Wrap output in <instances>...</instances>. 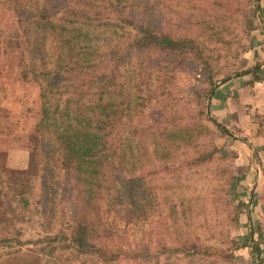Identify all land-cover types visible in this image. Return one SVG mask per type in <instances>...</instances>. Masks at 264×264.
Instances as JSON below:
<instances>
[{
  "label": "trees",
  "instance_id": "trees-1",
  "mask_svg": "<svg viewBox=\"0 0 264 264\" xmlns=\"http://www.w3.org/2000/svg\"><path fill=\"white\" fill-rule=\"evenodd\" d=\"M175 1L16 0L12 30L22 46L16 48L13 69L22 80L36 83L40 114L27 136L29 145L10 149L20 163L0 168V187L1 175L13 184L7 203L0 205V225L8 219L0 247L30 243L40 264H86V256L98 264H121L126 258L160 264L164 255L207 253L176 232V216H183L188 205L178 197L188 188L180 175L201 166L213 173L209 179L230 184L232 172L219 163L234 153H222L213 143L205 121L224 129L209 116L206 100L217 75H229L220 59L236 60L247 43L232 35L229 0L204 6L186 0L178 25L169 14ZM249 2H240L245 35L252 24ZM259 69L255 65L235 75L260 80ZM177 74L193 82L171 89ZM178 101L184 108H173ZM37 159L42 168L35 173L39 195L32 204L28 180ZM167 188L171 195L162 197ZM161 202L169 205L176 232L171 243L163 240L158 224L141 248L120 246L107 215L119 213L125 224L144 223L157 210L154 216L167 224V216L159 214ZM31 207L41 213L40 220L35 236L23 239L11 214L15 218L16 208ZM233 220L238 223L236 212ZM250 253L258 257V247Z\"/></svg>",
  "mask_w": 264,
  "mask_h": 264
},
{
  "label": "rangeland",
  "instance_id": "rangeland-1",
  "mask_svg": "<svg viewBox=\"0 0 264 264\" xmlns=\"http://www.w3.org/2000/svg\"><path fill=\"white\" fill-rule=\"evenodd\" d=\"M185 1L176 0L173 11L169 13L175 25L179 24L178 16L181 18V12L186 10ZM194 1L204 6L210 0ZM241 1L229 0L228 5L232 4V12L228 14L231 18L229 21L232 25V35L238 39L240 44L247 43L246 49L238 55L236 60L227 59L226 56L224 60L223 57L220 59L222 61L219 62H222V65L227 62L222 69L229 72V75L223 78L224 80L220 78L222 73L217 75L218 79L208 94L209 116L222 125L224 132H220L211 121H205L211 130L210 136L217 148L222 153H234L228 159L220 160L219 163L221 167L232 172L231 182L222 184L218 179H209L213 173L209 170L204 171L201 166L192 167L185 170L182 176L180 175L188 188L179 190L178 197L187 200L188 205L183 208V216H176L177 220L174 221L176 232L181 239L194 240L201 247L205 246L207 253L204 252L203 255L194 257L164 255L160 264H264V85H257L256 88V90L262 88L263 101L260 105L255 102L254 106L246 105L245 108H231L230 110L213 108L214 105L211 102L213 92L224 83L239 76H245L244 78L249 76L248 73L235 74L249 70L255 65H264V0H255L259 15L254 10L252 1L248 0L250 1L248 12L252 24L246 35L243 33V24L241 25ZM168 4L170 9L171 2ZM15 5L16 0H0V168L5 166L8 169L20 163L18 153L9 155L10 149L18 148L19 145L21 147L29 145L26 141L27 136L32 132V124L36 122L40 114L36 83L31 78L22 80L13 69V62L18 63L16 48L22 46V40L17 37L16 30H12L14 28L12 12L15 10ZM189 82H193L191 77H187L186 74H177L168 85H172L170 88L174 89L175 85L187 87L186 84ZM186 90L187 88L184 92H187ZM178 94L179 92L176 93ZM173 108L184 107L178 101ZM37 161L39 164L33 168L32 175L29 176L30 180H28L31 186L36 179L38 180L35 173L40 174L42 168V159H37ZM1 176L0 205L4 207L9 194H12L13 184L10 177ZM150 183H155L154 178ZM35 188L33 186L28 195L30 200L35 197L32 204L36 203V197L39 195ZM171 192L172 189L167 188L162 197L166 194L170 196ZM168 206L166 202H161L159 207V214L168 218L167 224L164 220H158L154 216L156 210L149 212V217L144 223L130 222L128 224L124 223L119 213L112 212L107 215L108 217L106 216L107 225L115 227L118 236L117 243L122 247L141 248L145 241L149 242L151 236L157 231L158 224L159 234L163 240L171 243V238L173 240L176 232L174 226L171 225L170 215L167 213ZM16 209L18 210L14 211L15 218L11 214L13 219L10 215L9 219L11 218L15 225L23 229L21 238H32L37 231V222L40 220L41 213L33 207L28 211ZM235 212L237 213V224L233 222ZM7 220L2 219L0 238L8 234L3 228L4 224L8 223ZM234 242L244 245L236 247ZM253 246L259 249V255L256 258L250 253ZM34 248L35 246L30 243L21 245L19 249L0 247V264H40L41 257L35 254ZM61 264H68V262L62 260ZM86 264H98V262L96 263L93 257L86 256ZM121 264H134V261L126 258L122 259Z\"/></svg>",
  "mask_w": 264,
  "mask_h": 264
},
{
  "label": "crops",
  "instance_id": "crops-1",
  "mask_svg": "<svg viewBox=\"0 0 264 264\" xmlns=\"http://www.w3.org/2000/svg\"><path fill=\"white\" fill-rule=\"evenodd\" d=\"M248 75L247 78H244L245 76L234 78L216 89L211 100L213 108L231 110V108H245L246 105L254 106L255 102L257 105H260V102L262 104V88H260L261 92L256 88L257 85H264V65H261L257 71L260 80H253L252 75Z\"/></svg>",
  "mask_w": 264,
  "mask_h": 264
},
{
  "label": "water",
  "instance_id": "water-1",
  "mask_svg": "<svg viewBox=\"0 0 264 264\" xmlns=\"http://www.w3.org/2000/svg\"><path fill=\"white\" fill-rule=\"evenodd\" d=\"M206 104H209V96L207 97Z\"/></svg>",
  "mask_w": 264,
  "mask_h": 264
}]
</instances>
